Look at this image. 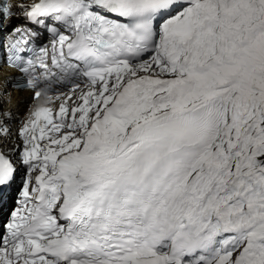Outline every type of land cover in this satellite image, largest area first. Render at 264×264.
Masks as SVG:
<instances>
[{"label": "snow or ice", "instance_id": "1", "mask_svg": "<svg viewBox=\"0 0 264 264\" xmlns=\"http://www.w3.org/2000/svg\"><path fill=\"white\" fill-rule=\"evenodd\" d=\"M13 19L3 95L38 103L0 150V187L24 169L0 264H264V0H0Z\"/></svg>", "mask_w": 264, "mask_h": 264}, {"label": "bare ground", "instance_id": "2", "mask_svg": "<svg viewBox=\"0 0 264 264\" xmlns=\"http://www.w3.org/2000/svg\"><path fill=\"white\" fill-rule=\"evenodd\" d=\"M17 16H20L21 14L17 13ZM12 21H19L24 22L23 19H13ZM15 71L12 69H0V89H3V82L4 78L8 74H14ZM31 91L29 90H13L8 95H5V98H9L8 101L4 104V111H10V114H21L22 116H26L27 112L32 108L35 107L36 103L38 101H33L31 99ZM1 145L3 149H6L8 147H12L9 145V142L11 141L10 138H4L0 137ZM8 201V198L6 199ZM4 207V203L1 205V208ZM1 212V211H0Z\"/></svg>", "mask_w": 264, "mask_h": 264}]
</instances>
